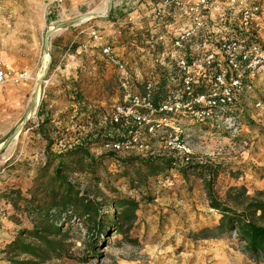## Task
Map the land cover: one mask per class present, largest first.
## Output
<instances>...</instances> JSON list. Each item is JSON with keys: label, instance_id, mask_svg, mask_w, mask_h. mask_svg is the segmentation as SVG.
Here are the masks:
<instances>
[{"label": "rangeland", "instance_id": "374dc122", "mask_svg": "<svg viewBox=\"0 0 264 264\" xmlns=\"http://www.w3.org/2000/svg\"><path fill=\"white\" fill-rule=\"evenodd\" d=\"M88 1L82 0V5L77 4L75 8H72L70 1L63 0L67 9L62 11L60 17L63 20H70L82 14H92L96 10L103 9L106 4V0ZM120 1L113 0V4L116 2V7L119 8L122 4ZM161 1L148 2V0H144L143 2L148 8L147 13L143 17H138L137 20L133 19L134 17L124 19L123 15L109 19L107 16H93L82 23L78 22L67 26L75 29L88 28L89 32L95 30L102 36L101 41H96L92 37L91 40L88 39L89 43L93 41L99 44V47H92L95 48L94 55H100L91 61V65L95 67V73L88 74L90 67L86 64L87 60L81 58L80 63L83 64V68L82 66L78 68L81 70L77 74L79 78H76L77 76L74 78L82 90L83 100L87 106L83 114L76 115L75 104L68 99L70 94L63 87L62 80L71 76L65 77L59 70L56 71L57 68L48 73L47 68L45 80L39 85L36 106L27 117L25 116L35 94L38 78L44 70L43 47L37 70L25 72L27 75L30 74L31 78L27 77L19 81L8 80L0 85V264H10L5 248L17 231L21 227H30L37 221V213L35 211L29 213L27 201L30 199L28 190L35 182L36 170L45 159L46 142L41 140L35 132L40 103L44 104L45 111L51 114L52 122L58 127L57 133L62 137L52 145L53 151L68 141L73 142L77 136H80L81 134L77 133V130L82 131L83 128H86L85 126H92L90 113L96 115V122L102 123L105 118L111 116L115 109L125 116L134 114L135 116H144L146 119V121L140 122L144 125L141 127L142 129L137 131L131 140L125 142L127 148L116 151L118 156L122 158L127 156H164L165 158H175L176 164L180 166V169L177 167L168 168L157 178L150 175L147 177V182L138 187H130L126 183L128 177H117V174L114 173L112 175L102 173L105 178L98 184L91 183L81 174L72 175L73 181H77L81 187L87 188L89 194L93 197L97 196L98 200L103 197H114L117 194L135 198L139 202L137 218L132 229L126 235L127 239L123 235L110 232L107 237L109 243L96 248V255L88 257L83 241L85 230L79 223L72 220V228L68 232V242L71 244L70 254L73 258L53 259L46 264H263L256 263L243 252L234 232L231 235L217 238L194 239L191 236L192 232L203 227L213 228L219 222V214L209 207L206 197L204 181L207 179V175L204 173L199 176L192 172L189 165L181 162L175 151L164 146L163 136L170 132L168 127L162 126L163 123L156 129L154 127L152 131L149 130V127L150 125L156 126L159 124V120L164 117L174 121L180 127L181 138L190 144L191 155L188 162L219 168L213 189L221 200L226 199L231 187L244 188L245 196L252 197L264 187V73L247 78L253 84L252 89L243 91L239 97L242 105L248 108L249 120L254 123L252 129L244 125L242 128H235V124L230 125V129L227 128V133H219L205 128L199 129L200 127H195L196 122L193 124L194 120L191 122V126L188 122V118L193 114L191 109L163 112L158 109L151 110L148 107L146 113L142 114L134 109L138 107L135 105L133 108L127 106L124 109L127 111L129 108L132 113H123V102L128 98L125 96L126 94L137 92V85L144 81L153 85L157 82L159 74L154 72V69L163 71L170 78L176 75L175 73L169 74L166 69L155 62V54L162 51L160 36L162 34L163 39L166 36L163 34L164 30L162 31L166 21L160 20L159 23H155L150 10L152 6H157ZM225 1L217 0L212 9L207 11L208 26L217 23L219 18L217 4H222ZM244 1L248 5L258 4L260 6L262 26L258 30L241 32L239 36L248 42H259L264 47V0ZM0 4V10L13 9L11 4H7V7L5 5L2 7L4 3ZM228 16H231L232 19L223 25L225 30L222 32H226L227 36H232L236 30V17L230 14ZM13 22H15L14 19L0 20V36L3 41H7V36L13 28ZM143 24L150 27L151 36L147 40L149 45L138 48L137 51L142 52L140 56L142 64L140 66L133 65L130 57L135 61L134 56L137 51L135 48L131 52L125 51L126 46H122L121 36L127 35L135 38L132 28ZM105 25H110V31L114 29L116 31L113 41L108 43L105 42V37L101 32ZM180 25L178 22V24H174V27ZM50 27L49 25L44 35ZM214 30H218L216 26ZM106 45L110 46L112 53L124 64V71L128 76L125 88L122 85V78H120L121 70L102 52V47ZM88 63L90 64V62ZM196 80H198L196 85H202L199 78ZM208 80L206 78L203 81V86H210ZM130 81L132 85L129 86ZM172 81L176 85L167 92L165 98L178 92L180 79L174 78ZM257 100L261 101L262 109L254 106ZM162 112L169 116H155ZM134 115L132 118L138 123ZM18 127L20 130L17 135L14 138H9V135ZM108 150L110 149L100 146L92 149V152L97 156ZM105 163L108 170L113 169L109 160H105ZM181 168L186 171L182 172ZM131 169L132 175L135 169ZM109 186L119 193H113ZM9 191H17L19 194L15 207L8 199ZM234 192V190L230 191L231 197ZM229 204L237 205L234 200H230ZM106 209L113 212V207H106Z\"/></svg>", "mask_w": 264, "mask_h": 264}, {"label": "trees", "instance_id": "16d2710c", "mask_svg": "<svg viewBox=\"0 0 264 264\" xmlns=\"http://www.w3.org/2000/svg\"><path fill=\"white\" fill-rule=\"evenodd\" d=\"M109 18L110 14L107 16V19ZM132 30H134L135 38L127 35L121 36L122 46H126L125 51L131 52L134 51V48L137 51L138 48L147 47L149 45L148 37L151 36L150 27L143 24L132 28ZM233 34L240 35L238 31ZM141 55L142 52L137 51L134 56L135 61L130 57L131 63L140 66L142 64ZM55 66L56 62L52 56L48 73L54 70ZM154 72L159 74L157 82L152 84L148 90L146 88L147 81L138 84L137 92L130 93V96L123 102V111L127 106L133 108L135 106L133 99L137 97L141 103L134 109L144 114L149 109L144 103L149 102L152 107H157L164 100L167 92L175 87L176 84L172 81L174 78H170L169 75L157 69H154ZM76 78H79V75ZM199 79L202 81V85H197L195 92L205 94L214 92L212 90L215 87L212 83H209L210 86H203V81L206 78ZM208 79L210 81L212 78ZM62 83L66 92L70 94L68 99L75 104L76 115L83 114L87 106L77 80L74 77H69L62 80ZM130 85H132L131 81ZM147 93L148 98L146 97ZM144 97L146 98L142 102ZM198 108L199 106H194L190 110L193 113L188 118L190 126L194 120L193 124L196 122L195 127H200L199 129L205 128L219 133H227L226 125L217 119L220 115H227L232 117L231 124H235L237 127L242 128L243 125L250 129L254 127L252 120H249L248 108L242 105L239 98L228 104L213 106L207 116L195 115L194 112ZM89 115L92 119V126H85L86 128H83L82 131L77 130L76 132L80 133V136H77L73 142L68 141L53 151L52 145L62 137L57 133L58 127L52 122L51 114L45 111L44 104L40 103L35 132L41 140L46 142L45 159L36 170L35 182L28 190L30 199L27 201L29 213L35 211L37 221L30 227H21L7 244L5 252L9 255L10 264H46L53 259L73 258L70 254L71 244L68 242V232L72 228V220L79 223L85 230L83 241L86 245L87 257L96 255V248L109 243L107 237L110 232L123 235L127 239L126 235L132 229L137 218L139 202L135 198L117 194L119 192L112 186H109L110 190L117 195L98 200L97 196L93 197L89 194L87 188L81 187L77 181H73L72 175L81 174L91 183L98 184L105 178L102 173L108 175L114 173L117 174V177H128L126 183L130 187H138L142 183L145 184L150 175L157 178L168 168L177 167L180 169L175 158H165L164 156H127L122 158L114 150H108L95 156L92 149L104 147L105 144L127 142L144 125L136 123L132 118L133 115L125 116L115 109L111 116L105 118L102 123L96 122L95 114L90 113ZM155 116L167 117L169 115L162 112ZM115 117H117L116 121ZM105 160H109L113 169L108 170ZM185 165H189V169L199 176L204 173L207 175L204 184L209 207L214 209L220 217L215 227L200 228L192 232L191 236L194 239L217 238L231 235L234 232L243 252L256 263L264 264V187L252 197L245 196L244 188L231 187L226 199L221 200L213 189L219 170L217 166L191 164L190 162ZM131 168L135 169L132 175ZM181 171L186 170L181 168ZM231 190L235 191L232 197ZM8 194V199L15 207L18 203V192L9 191ZM230 200L236 201L237 205L229 204ZM106 207H113V212L107 210Z\"/></svg>", "mask_w": 264, "mask_h": 264}, {"label": "built area", "instance_id": "2783aa9c", "mask_svg": "<svg viewBox=\"0 0 264 264\" xmlns=\"http://www.w3.org/2000/svg\"><path fill=\"white\" fill-rule=\"evenodd\" d=\"M62 1L55 0L57 3ZM216 2L217 0H162L157 6L151 7L150 13L155 23H159L160 20L166 21L162 28L166 36L164 39L162 34L160 36L162 51L155 54V62L169 74H176L174 77L171 75V78L180 79L178 92L168 95L157 107H152L149 102L144 103L151 110L176 112L199 106L194 113L207 116L213 106L236 101L242 91L251 90L253 84L247 78L264 73V47L259 42H248L239 35L227 36L226 32H222L225 30L223 25L232 19L228 14L236 17L234 31L238 33L260 29L262 26L260 6L248 5L244 0H226L222 4H217L219 10L217 23L208 26L207 11L211 10ZM174 22L181 25L174 27ZM215 26L218 30H214ZM90 35L96 41L102 40L101 34L95 30H91ZM102 52L121 70L120 78L125 88L128 76L125 74L124 64L112 53L110 46H103ZM27 77L25 72L15 74L8 66H0V85L8 80L19 81ZM196 78H212L210 83L215 87L212 90L214 92L210 94L195 92L197 87L195 83L198 82ZM151 87L152 83H148L146 88L148 90ZM125 96L129 97L130 94ZM146 97L148 98V93ZM133 102L136 106L141 103L137 97H134ZM254 106L263 108L260 100H257ZM118 110L123 112L119 108ZM123 113H132V110L128 108ZM134 117L138 123L146 121L144 116ZM217 119L230 129L231 116L220 115ZM114 120L116 121L117 117ZM158 123L156 126L150 125L149 130L160 127L162 123V126L168 127L170 132L163 136L164 146L175 151L181 162L187 163L190 160L191 149L189 142L181 138L180 127L166 118H162ZM104 148L119 151L127 148V144L116 142L105 144Z\"/></svg>", "mask_w": 264, "mask_h": 264}, {"label": "crops", "instance_id": "0c3cea01", "mask_svg": "<svg viewBox=\"0 0 264 264\" xmlns=\"http://www.w3.org/2000/svg\"><path fill=\"white\" fill-rule=\"evenodd\" d=\"M68 1H70V7L72 8H75L77 4L82 5L83 3L82 0ZM143 1L121 0L120 3L122 4L119 8L116 7V2H114L109 11L110 17L114 18L123 15L124 19L134 17L133 19L137 20L138 17H143L148 10ZM149 1L152 2L153 0ZM88 2H91V0ZM0 3H4L2 7L4 5L7 7V4H11L14 11L0 10V20H15L12 31L7 36V41H3L0 36V66H8L15 74L37 70L40 64L42 47L43 57L46 54L43 45L44 32L49 25L52 26L55 22L63 21L60 15L67 6H64L63 1L62 3H57L55 0H0ZM107 4L108 0H106L103 9L96 10L93 13H103L107 8ZM86 14L90 15V13ZM101 32L107 43L113 41L112 39L116 36L115 29L110 31V25L103 26ZM88 39L91 40L88 28L75 29L66 26L52 32L48 40L49 62L53 56L56 62V71L59 70L65 77L71 76L75 78L78 72L81 71L78 68L83 65L80 63V59L85 58L90 62L89 64L86 61L87 66L89 65L88 67H90L88 74L95 73V67L91 65V61L100 57V55H94L93 51L95 48L92 47H99V44L93 41L89 43ZM87 40L88 42H86ZM43 59L44 62H48L45 58Z\"/></svg>", "mask_w": 264, "mask_h": 264}, {"label": "water", "instance_id": "95a60500", "mask_svg": "<svg viewBox=\"0 0 264 264\" xmlns=\"http://www.w3.org/2000/svg\"><path fill=\"white\" fill-rule=\"evenodd\" d=\"M112 6H113V0H108L107 8H106L105 12H103V13H92L90 15H88V14L80 15V16H78L76 18H73V19H70V20L58 21V22H55L54 24H52V26L49 28V30L44 35L43 45H44L45 53L47 55L49 54L48 38L52 34V32H54L56 30H59V29H61L63 27H66L68 25L81 22V21H83L84 18H90V17H93V16L105 17V16L108 15V13H109L110 9L112 8ZM48 66H49V60L44 65V70H43L42 75L38 78V81H37V84H36V88H35V94L32 97L30 106L26 110V114H25L26 117L29 115V113L32 111V109L36 106L37 95H38V91H39V85H40V83L42 81L45 80L44 78H45V74H46ZM19 130H20V127H18L11 135H9V138H14L17 135V133L19 132Z\"/></svg>", "mask_w": 264, "mask_h": 264}, {"label": "bare ground", "instance_id": "6f19581e", "mask_svg": "<svg viewBox=\"0 0 264 264\" xmlns=\"http://www.w3.org/2000/svg\"><path fill=\"white\" fill-rule=\"evenodd\" d=\"M87 19H88V18H84L83 21H85V20H87ZM44 58H45L46 60H48V55L45 54V55H44ZM45 63H46V62H44V64H45ZM28 77L31 78L32 76H31L30 74H28ZM38 77H39V75H38Z\"/></svg>", "mask_w": 264, "mask_h": 264}]
</instances>
